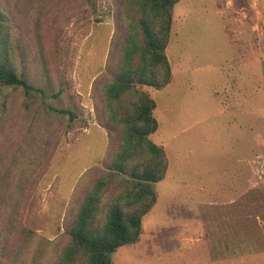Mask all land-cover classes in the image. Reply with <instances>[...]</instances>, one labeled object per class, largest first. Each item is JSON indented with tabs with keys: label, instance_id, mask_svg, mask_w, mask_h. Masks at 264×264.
I'll return each mask as SVG.
<instances>
[{
	"label": "rangeland",
	"instance_id": "obj_1",
	"mask_svg": "<svg viewBox=\"0 0 264 264\" xmlns=\"http://www.w3.org/2000/svg\"><path fill=\"white\" fill-rule=\"evenodd\" d=\"M55 6L59 79L85 123L69 129L40 102L32 107L31 127L29 116L23 123L15 114L5 136L15 137L12 152L0 164V216L16 209L18 180L30 174L36 180L15 213L23 246L5 250L0 230L2 264H50L77 198L109 149L96 122L93 86L108 61L113 2L58 0ZM165 53L171 83L148 91L158 125L149 138L165 151L166 176L155 185L156 205L142 219L139 241L118 248L112 262L264 264V0L179 1ZM34 136L42 137L41 149L50 146L36 174L23 154ZM12 155L20 165L10 167Z\"/></svg>",
	"mask_w": 264,
	"mask_h": 264
},
{
	"label": "trees",
	"instance_id": "obj_2",
	"mask_svg": "<svg viewBox=\"0 0 264 264\" xmlns=\"http://www.w3.org/2000/svg\"><path fill=\"white\" fill-rule=\"evenodd\" d=\"M57 1L0 0V164L4 162V167L15 138L5 136L16 113H21L23 123L29 116L31 127L32 107L40 102L58 113L69 129L85 123L59 79ZM179 1L112 0L114 32L108 61L93 86L96 122L108 134L109 149L102 167L92 171L89 185L77 198L50 264H114L112 254L118 248L139 241L142 219L157 201L155 185L168 168L163 147L149 138L158 125L148 90H161L172 79L165 49ZM40 138L29 137L23 153L29 164L37 166L35 174L44 168L50 148L45 142L48 146L41 149ZM20 164V158L12 155L10 167ZM8 171L3 172L7 184ZM35 180L32 174L18 180L16 209L26 205ZM16 209L0 216V230L7 236L3 246L9 252L17 251L26 239ZM30 264L40 263L33 259Z\"/></svg>",
	"mask_w": 264,
	"mask_h": 264
},
{
	"label": "crops",
	"instance_id": "obj_3",
	"mask_svg": "<svg viewBox=\"0 0 264 264\" xmlns=\"http://www.w3.org/2000/svg\"><path fill=\"white\" fill-rule=\"evenodd\" d=\"M263 65H264V59H263ZM170 83H171V81H170ZM170 83H169V84H170ZM169 84H168V85H169ZM263 90H264V89H263ZM97 128H99V129L103 130V129H102V128H100L98 125H97ZM103 131H104V133H103V134H104V136H106V137H107L106 131H105V130H103ZM155 205H156V204H155ZM152 209H153V208H152ZM151 211H152V210H151ZM151 211H150V212H151ZM148 214H149V213H148ZM143 220H144V219H143ZM143 220H142V222H143ZM142 229H143V227H142ZM142 232H143V231H142ZM188 250H189V249H188ZM188 253H189V251H188ZM189 258H191V257H189Z\"/></svg>",
	"mask_w": 264,
	"mask_h": 264
}]
</instances>
